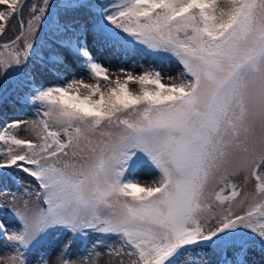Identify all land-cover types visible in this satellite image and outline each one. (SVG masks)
<instances>
[{
  "label": "snow or ice",
  "instance_id": "obj_1",
  "mask_svg": "<svg viewBox=\"0 0 264 264\" xmlns=\"http://www.w3.org/2000/svg\"><path fill=\"white\" fill-rule=\"evenodd\" d=\"M25 4L0 0V36L14 18L21 29L0 45L5 88L24 75L49 8V0L30 5L25 30ZM96 8L105 44L168 54L182 71L169 83L156 70L112 79L79 36L68 38L95 83L31 90L36 141L0 130V169L38 186L24 188L35 204L13 210L18 227L0 220V264H30L29 253L64 232L97 239L76 260L66 244L56 264H99L101 246L119 264L125 256L127 264H207L188 257L201 244L218 251L219 264H247L253 244L264 251V0H112ZM145 166L158 173L151 183L135 178ZM241 173L256 181L243 197L231 179ZM36 264H49L47 256Z\"/></svg>",
  "mask_w": 264,
  "mask_h": 264
},
{
  "label": "rangeland",
  "instance_id": "obj_2",
  "mask_svg": "<svg viewBox=\"0 0 264 264\" xmlns=\"http://www.w3.org/2000/svg\"><path fill=\"white\" fill-rule=\"evenodd\" d=\"M39 6L38 3H34ZM51 15L49 11L45 14V19L41 21L40 30L37 32L36 36L33 38L34 48L37 46L41 33L46 27V24L50 21ZM26 30V23H25ZM98 28L96 24H91L88 26L87 34L85 36H80V44L86 43L93 57L98 63H101L105 68L108 69L109 76L112 79H115L117 75L121 78H124L125 73L131 72L134 75L142 74L146 70H156L161 73L164 77L165 83H169V77H177L182 71V65L174 58L165 53H151L150 51L144 49L142 45H135L133 48H123L118 45H113L111 43L105 44L102 37L98 34ZM77 44V47L80 46ZM17 47L23 48L24 40L21 39L17 42ZM0 51H3L1 48ZM7 55V53H5ZM123 70V71H121ZM83 79L85 83H95V81L90 77L89 72L85 67H83L82 62L79 65L75 66V69L72 70L68 75H66L64 81L61 85L66 84L72 80ZM16 80H13L7 83L5 88L2 80L0 81V101L8 93L9 90L15 86ZM103 85L104 82L101 81ZM133 89L136 88L135 85H130ZM81 91H84L83 89ZM37 119L36 111H27L24 114L15 116L10 119L8 125L5 127V130L8 132L14 133L19 138L32 139L36 141V136L31 130V121ZM14 121H22L18 128L9 127ZM261 172H264V166L261 167ZM24 175V173H23ZM158 176V173L148 167H141L136 172V179H139L141 183H151L153 179ZM231 179L241 187V197L245 193L254 192V186L256 181L251 178L250 173H248V179L245 180V174L241 173L239 176L231 177ZM35 184V185H34ZM29 183L26 180L22 181V186L19 191L3 192L0 193V203L4 204V214L13 218V210L15 208H22L24 200H29V206L36 203V198L33 195L29 198L24 194V188L28 187V190L31 192L33 189L38 186L36 183ZM30 186V187H29ZM12 194H15L16 199H12ZM239 199V198H238ZM227 207V205H224ZM214 211L217 213L220 211L219 207H215ZM244 211L243 208H238L235 205L233 206L234 214H242ZM219 217L217 216V219ZM216 226V219H212L208 222L207 228H213ZM97 234H90L87 239L83 237L77 238L73 236L70 232L64 233H53L48 236L46 241L39 247V251L34 250L28 254V260L30 264H36L38 255L43 253L47 256L49 264H56V257L61 252V249L64 248L66 244H71L70 248L67 250L69 258L76 260L78 257L84 256L87 253L85 252V247L88 249L92 248L93 242L96 241ZM115 238L106 239L105 244H113ZM3 241L0 240V254H2L5 249L2 247ZM259 244H253L244 257L247 264H264V254L261 253L258 249ZM40 250H43L40 251ZM102 255L99 258V264H119V257H110L105 255L106 248L101 246L97 248ZM188 257L192 260H206L207 264H219L221 260V255L217 250H214L212 247L206 246V244H201L199 246L193 245L190 246V252ZM229 258L231 259V253H229ZM125 264H127L128 257H123Z\"/></svg>",
  "mask_w": 264,
  "mask_h": 264
},
{
  "label": "trees",
  "instance_id": "obj_3",
  "mask_svg": "<svg viewBox=\"0 0 264 264\" xmlns=\"http://www.w3.org/2000/svg\"><path fill=\"white\" fill-rule=\"evenodd\" d=\"M111 2L112 0H49L48 11L51 19L43 29L37 46L30 53L27 65L23 66L24 75L20 76L18 81L16 80L15 86L0 101V130H5L11 118L27 111H36L33 105L25 100L31 90L41 86L61 85L66 75L82 62L75 55V49L68 45L67 40L74 33L79 37L85 36L89 25H97L96 5ZM34 3L41 5L42 0H28L23 9L25 23L29 18V6ZM57 24H67L70 30L64 31L63 28L57 30ZM10 25L5 34L0 36V42L13 40L20 33V25L15 18L10 21ZM73 42L75 43V40ZM24 180L32 184L36 183L27 174L23 175V172L17 169H0V193L19 191ZM4 212L0 211V220L18 227L13 218ZM258 249L264 254L260 245ZM40 251L43 252V250Z\"/></svg>",
  "mask_w": 264,
  "mask_h": 264
},
{
  "label": "water",
  "instance_id": "obj_4",
  "mask_svg": "<svg viewBox=\"0 0 264 264\" xmlns=\"http://www.w3.org/2000/svg\"><path fill=\"white\" fill-rule=\"evenodd\" d=\"M28 0H26V2H27ZM20 31H21V29H20ZM14 40V39H13ZM12 41V40H11ZM4 43H7V42H0V45H2V44H4Z\"/></svg>",
  "mask_w": 264,
  "mask_h": 264
}]
</instances>
